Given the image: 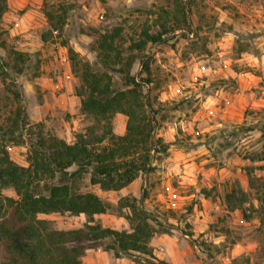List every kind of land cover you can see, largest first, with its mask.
I'll return each mask as SVG.
<instances>
[{"label":"rangeland","instance_id":"obj_1","mask_svg":"<svg viewBox=\"0 0 264 264\" xmlns=\"http://www.w3.org/2000/svg\"><path fill=\"white\" fill-rule=\"evenodd\" d=\"M15 1L18 8L9 9L1 21L0 56L13 63L14 51H22L28 60L22 73L7 67L5 82L0 75V142L19 108L27 125L17 131V140L4 143L10 157L28 165L30 131L33 137L43 133L75 140L92 123L80 111L74 114L82 118L76 125L61 101L69 91L76 94L80 84L65 41L97 70L101 64L93 49L99 31L123 26L126 47L145 28L156 31L161 23H181L182 29L167 34L164 42L148 46L152 74L145 91L157 111L155 134L169 148L154 153L153 170L141 174L145 208L169 228L173 247L189 248L192 262L264 264V223L255 208L264 182V0H184L192 16L191 29L179 12L180 0ZM46 10L67 14L64 32L55 31L54 38L44 42L42 34L49 27ZM133 72H141L139 62ZM114 80L123 86L119 74ZM235 92H242L244 100L226 110L225 96L233 99ZM21 140L25 143H16ZM175 151L193 162L187 173L192 182L181 184L178 172L167 175ZM178 166L184 169L183 162ZM167 183L175 188L173 196ZM76 187L81 192L93 189L88 175L78 179ZM234 191L238 195L232 196ZM3 192L16 196L12 188ZM106 202L108 211L96 218L113 229L130 230L129 209L117 199ZM39 217L66 230L81 228L87 221L85 214L68 212ZM88 245L104 249L101 242ZM165 245L158 251L166 252Z\"/></svg>","mask_w":264,"mask_h":264},{"label":"trees","instance_id":"obj_2","mask_svg":"<svg viewBox=\"0 0 264 264\" xmlns=\"http://www.w3.org/2000/svg\"><path fill=\"white\" fill-rule=\"evenodd\" d=\"M178 9L186 27L191 29L192 16L186 1L180 0ZM8 10L9 0H0V25ZM66 14L65 10L58 16L55 11H45L49 27L42 34L44 42L53 39L55 31L64 32ZM180 24L161 23L156 31L145 28L138 40L126 47L122 44L123 26L99 31L93 49L101 64L97 70L65 41L72 70L80 80L76 87L80 110L92 123L77 133L72 143L43 133L33 137L30 131L28 165H20L10 157L4 144L9 139L17 140V131L27 125L23 110H16L17 118L3 130L4 141L0 142V264H87L83 256L90 242H101L104 250L117 258L124 256L139 264H163L153 253L151 239L156 232L170 230L145 208V191L139 198L119 199V205L129 209L130 230H118L96 218L108 211L109 204L92 191H79L76 181L88 175L90 183L102 190H119L153 170V154L169 148L155 134L157 111L145 91L152 74L148 46L164 42L167 34L182 29ZM14 53L13 63L0 56L3 82L8 76L7 67L22 73L28 60L24 52ZM137 62L141 64L139 74L133 72ZM114 74L120 75L122 87L117 86ZM117 113L127 117L122 135L114 131ZM261 133L264 138V128ZM7 188H12L16 196L5 195L3 190ZM257 200L259 207L255 208L264 223V182L258 188ZM55 212L85 214L87 221L81 228L66 230L56 228L51 219L39 217Z\"/></svg>","mask_w":264,"mask_h":264},{"label":"crops","instance_id":"obj_3","mask_svg":"<svg viewBox=\"0 0 264 264\" xmlns=\"http://www.w3.org/2000/svg\"><path fill=\"white\" fill-rule=\"evenodd\" d=\"M17 2L15 0H9V9L16 10ZM213 97V96H212ZM216 100L220 101L218 97L215 98ZM242 100H244L243 93H234V98L232 99L229 96H225V105L226 110L230 108V106L235 105V103L241 104ZM63 105L65 108H68L70 110L69 112L73 116V121H75V124L78 125L82 118H74V114H78L81 110V99L78 97L77 94L72 93V91L67 92V94L64 95V97L61 99ZM126 122L127 117L122 115L121 113H117L115 115L114 123L115 128L114 131L122 135L126 131ZM74 129V128H73ZM63 139H65L67 142L72 143L74 141L73 136H62ZM174 158L172 156L169 157V159L172 160V164L168 167L167 175L170 176L172 173H180V176L182 177L179 182L181 184H185L186 182H192L189 181V178L187 176V173H190V171L194 168L193 162L188 161L187 154L177 152L174 153ZM176 159V161H175ZM178 162V163H175ZM184 164V169H182L180 166H178L180 163ZM143 179L142 175H139L135 180H133L129 185L119 189V190H102L99 185H93L92 192L98 194L103 200L105 201H113V200H119L122 197H137L139 198L142 195V187H143ZM167 189L173 190V192L170 193L169 196H173L175 192V188L171 183H167ZM181 198H187V196H180ZM172 202V200H170ZM104 214H100L99 216H104ZM98 217V215H96ZM106 224V223H105ZM110 226H113V224L110 223ZM127 228V227H125ZM130 228V227H129ZM159 232H156L155 235L151 239V246L154 252V255L156 258L161 260H166V264H199L198 261L192 262L191 259V251L188 250L187 247H181L176 245V247H173L174 244L171 240L172 238L167 236V233L160 232V236L156 237ZM187 237V235H185ZM170 240L167 242L168 239ZM159 241V242H158ZM166 244L165 246H169V248H166L165 251H158V248L161 249L162 245ZM175 248V249H174ZM86 251H89L88 254L83 256V260L87 264H139L135 261L131 260L127 257H114L112 253L102 250L101 248H88Z\"/></svg>","mask_w":264,"mask_h":264},{"label":"built area","instance_id":"obj_4","mask_svg":"<svg viewBox=\"0 0 264 264\" xmlns=\"http://www.w3.org/2000/svg\"><path fill=\"white\" fill-rule=\"evenodd\" d=\"M210 112L213 113V110H211Z\"/></svg>","mask_w":264,"mask_h":264}]
</instances>
